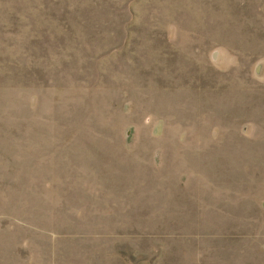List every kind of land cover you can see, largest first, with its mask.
Masks as SVG:
<instances>
[{
	"label": "rangeland",
	"instance_id": "obj_1",
	"mask_svg": "<svg viewBox=\"0 0 264 264\" xmlns=\"http://www.w3.org/2000/svg\"><path fill=\"white\" fill-rule=\"evenodd\" d=\"M0 264H264V0H0Z\"/></svg>",
	"mask_w": 264,
	"mask_h": 264
}]
</instances>
